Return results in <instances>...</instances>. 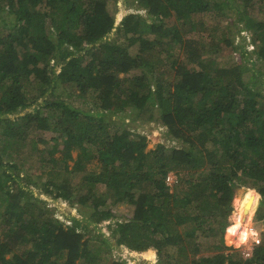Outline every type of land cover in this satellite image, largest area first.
Segmentation results:
<instances>
[{
	"label": "trees",
	"instance_id": "obj_1",
	"mask_svg": "<svg viewBox=\"0 0 264 264\" xmlns=\"http://www.w3.org/2000/svg\"><path fill=\"white\" fill-rule=\"evenodd\" d=\"M135 1L146 16L130 11L116 24L109 0H0V264H99L86 225L55 216L35 193L43 186L54 198L84 204L80 193L96 184L110 189L115 202L133 205L127 228L112 232L118 243L138 252L154 248L157 264H264V244L243 261L218 253L223 234L229 238L250 222L258 198L246 190L240 198L254 199L247 219L239 225L237 213L226 230L235 188L250 185L264 200V78L246 81L239 65L205 59L235 46L215 31L202 33L201 19L211 7L235 5L239 31L250 34L255 61L264 66V0H239L241 7L238 0ZM182 27L200 35L184 37ZM146 34L155 36L152 52L135 51ZM58 82L74 86L79 97L98 93L96 109L57 97ZM125 112L160 123L174 144L147 148L146 134L112 118ZM37 132L46 134L38 138L49 161L63 153L69 175L40 184L24 175L23 184V164L11 160L10 148ZM170 172L176 180L168 186ZM248 231L260 241L252 221Z\"/></svg>",
	"mask_w": 264,
	"mask_h": 264
},
{
	"label": "rangeland",
	"instance_id": "obj_2",
	"mask_svg": "<svg viewBox=\"0 0 264 264\" xmlns=\"http://www.w3.org/2000/svg\"><path fill=\"white\" fill-rule=\"evenodd\" d=\"M224 1V0H222ZM227 2V1H225ZM241 1H237L241 7ZM224 3V2H223ZM110 13L115 18L116 24L119 22L121 17L130 12V11H138L142 15L146 16L145 10L140 9L137 6L135 0H109L107 5ZM236 6L233 8L228 7V4L224 3L219 10L215 8L207 9L202 15L201 19L205 23V28L202 33L207 34L216 32L218 37H228L231 38L232 43L235 46V50H230L229 48H223L222 52L219 55L210 56V54H205L204 58H215L218 65L228 67L233 65H239L243 72L244 78L246 81H249V78L252 76H257L259 78H264V66L255 61L254 51L255 48L250 43L249 33L246 31H239V28L242 26V23H238L235 21L236 18ZM226 14V16L224 15ZM259 16V14H258ZM257 16V17H258ZM173 23V19L166 21L167 25ZM182 34L184 37L188 36H199V34L193 33L189 28L182 27ZM0 32L4 33V27L1 26L0 23ZM154 35L146 34L143 38L134 45V49L136 50H145L146 53H151L152 49V41L154 39ZM120 39V38H119ZM121 40V39H120ZM206 45V43H205ZM173 55L177 53V46L172 49ZM206 53V52H205ZM63 57V54H60L59 60ZM53 63H56L52 61ZM59 61H57L58 63ZM165 70V75H168L169 69L166 65L163 66ZM260 71V72H259ZM139 71H131L128 75L138 74ZM255 74V75H254ZM170 76V74H169ZM53 91L54 94L65 100L68 103H71L73 106L82 107L84 109L95 108L99 103V95L96 92L88 93L85 96H77L78 91L74 89V86H70L69 84L58 82ZM264 92V88H263ZM94 109V111H96ZM114 120L122 124L121 126H125L131 129H134L137 132H141L147 135L148 137V146L147 148H153L158 143H163L167 147H170L174 143L169 141L165 137L166 128L162 126L160 123L156 121H138L132 120V117L129 115V112L119 113L112 116ZM40 137H43L46 134L40 132L34 133L29 136L23 144L21 141L15 147H11L10 153L14 156V161L18 163H22L23 166L20 170L21 183H25V179L23 176L28 175L33 180L40 183H47L48 179L51 178L52 175L57 173H63L65 175H69L67 171L63 168L64 158L63 153L60 151L54 154L55 162L49 161V154L46 150V143L42 140H39ZM51 135H47V140ZM33 139L35 144V149H32V141ZM2 146V144H0ZM1 149V147H0ZM8 159L7 161H9ZM65 164L70 167L72 164V160L65 161ZM89 169L95 168V163L88 164ZM24 176V177H25ZM79 179V177H77ZM244 189L235 190L234 196L232 198L231 204L233 210L228 217L229 225L226 230L229 229L230 225L234 226L236 224V215L238 213V224H243L247 219V214L250 209V204L254 199H250L247 202H250L249 206H245L247 202L245 198H240L242 194H244L247 190L248 193L245 195H249L251 197H255V194H258V198L256 201V205L252 212V217L250 222L247 223L246 226L240 225L237 233H234L229 236H222L221 240L225 247L219 249L218 253L223 254L224 256H228V254H232L235 259L239 260L240 258L244 259L245 256L242 255V250L246 247L254 244V236L252 233L248 231L249 225L252 221V228L256 231L257 235L255 236L260 239L259 245L264 244V211L261 209L262 204L264 203L261 195L250 185L243 186ZM36 194L41 195V197L45 200V207L49 209L55 216L65 219L68 218V215L75 216L83 225H86L88 229V233L86 234V238L90 242V249L94 252L98 253L99 256V264H108V260H119L124 259L127 264H157L159 257L156 254V250L154 248H148L143 250L142 252H138L135 250H130L118 243L116 236L112 234V232L116 229H124L128 226V221L132 215L133 205L127 203H118L115 202V196L110 189H107L102 184H96L92 189H83L80 194L85 195L86 201L84 204H75L71 205L67 201L63 199L54 198L53 194H46L44 192L43 186H40L35 190ZM254 192V193H253ZM240 200L237 202V200ZM259 214H262V218H258ZM67 220V219H66ZM121 223V225H118ZM206 226V225H205ZM242 228H244V232L242 235ZM226 230L224 232H226ZM184 231V230H182ZM194 237H197L198 241L203 242V244H207V240L199 234V231L194 230ZM243 236V238H242ZM107 239L108 244L104 243L100 247L101 238ZM107 245H109V250H107ZM230 246V247H229ZM228 249V250H226ZM172 252L171 247H167V253L170 254ZM164 252V254H167ZM77 264H83L81 260H78Z\"/></svg>",
	"mask_w": 264,
	"mask_h": 264
},
{
	"label": "built area",
	"instance_id": "obj_3",
	"mask_svg": "<svg viewBox=\"0 0 264 264\" xmlns=\"http://www.w3.org/2000/svg\"><path fill=\"white\" fill-rule=\"evenodd\" d=\"M176 180V177L173 173H168L166 178H165V183L168 185V186H171ZM67 223H69V221H67ZM254 244H251L250 246L246 247L245 249L242 250V255L245 256L244 258H248L250 257L251 255V252H252V249L259 245V241L258 239H255L254 240Z\"/></svg>",
	"mask_w": 264,
	"mask_h": 264
},
{
	"label": "water",
	"instance_id": "obj_4",
	"mask_svg": "<svg viewBox=\"0 0 264 264\" xmlns=\"http://www.w3.org/2000/svg\"><path fill=\"white\" fill-rule=\"evenodd\" d=\"M244 189V187H237V188H235V190H243ZM249 204H250V202H247V204H246V206H245V209H246V207H248L249 206Z\"/></svg>",
	"mask_w": 264,
	"mask_h": 264
},
{
	"label": "clouds",
	"instance_id": "obj_5",
	"mask_svg": "<svg viewBox=\"0 0 264 264\" xmlns=\"http://www.w3.org/2000/svg\"><path fill=\"white\" fill-rule=\"evenodd\" d=\"M245 259V258H244Z\"/></svg>",
	"mask_w": 264,
	"mask_h": 264
}]
</instances>
